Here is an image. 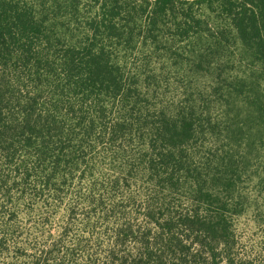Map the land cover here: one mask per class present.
Listing matches in <instances>:
<instances>
[{
	"label": "rangeland",
	"instance_id": "1",
	"mask_svg": "<svg viewBox=\"0 0 264 264\" xmlns=\"http://www.w3.org/2000/svg\"><path fill=\"white\" fill-rule=\"evenodd\" d=\"M119 3L121 36L98 39L124 75L138 82L139 110L152 120L161 111L172 120L193 113L192 134L182 145L185 176L167 200L186 204L193 174L210 183L208 174L226 172L238 202L231 205L235 250L264 257V63L244 45L219 0H175V12L157 26H147L144 0ZM97 6L98 0H48L36 9L54 36L82 45ZM107 106V120H114L120 106L112 100ZM91 144L85 162L57 192L42 184L41 171L22 186L13 167H0L8 178L0 190V264H31L53 247L43 264H104L116 228L142 223L148 184L137 164V132L114 143L93 137ZM130 164L138 167L124 183ZM117 177L123 179L114 184Z\"/></svg>",
	"mask_w": 264,
	"mask_h": 264
},
{
	"label": "trees",
	"instance_id": "2",
	"mask_svg": "<svg viewBox=\"0 0 264 264\" xmlns=\"http://www.w3.org/2000/svg\"><path fill=\"white\" fill-rule=\"evenodd\" d=\"M38 1L48 0H0V167H13L22 186L41 171L42 184L57 192L85 162L93 137L114 143L135 131L142 146L137 164L148 184L139 213L143 221L116 228L104 264H264V257L235 250L231 205L238 202L226 172L208 174L210 183L193 174L186 204L167 200L185 176L182 145L192 134L193 113L172 120L161 111L152 120L139 110L138 82L124 75L100 43L101 37L122 34L119 0H98L82 45L54 36L38 15ZM144 1L147 26L175 12V0ZM219 4L244 45L264 63V0ZM107 100L120 106L114 120H107ZM137 167L128 165L124 179L113 183H126ZM7 184L0 174V190ZM53 252L54 247L31 264L45 263Z\"/></svg>",
	"mask_w": 264,
	"mask_h": 264
}]
</instances>
